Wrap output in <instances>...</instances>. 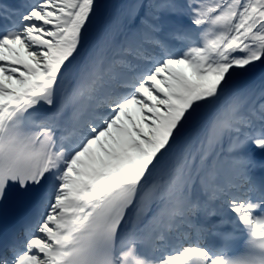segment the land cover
I'll use <instances>...</instances> for the list:
<instances>
[{
  "label": "snow or ice",
  "instance_id": "6c2138e0",
  "mask_svg": "<svg viewBox=\"0 0 264 264\" xmlns=\"http://www.w3.org/2000/svg\"><path fill=\"white\" fill-rule=\"evenodd\" d=\"M97 8L0 0V264H264V0Z\"/></svg>",
  "mask_w": 264,
  "mask_h": 264
},
{
  "label": "bare ground",
  "instance_id": "6f19581e",
  "mask_svg": "<svg viewBox=\"0 0 264 264\" xmlns=\"http://www.w3.org/2000/svg\"><path fill=\"white\" fill-rule=\"evenodd\" d=\"M120 8L121 6H118L115 9V13H110L109 11L104 13L103 10H101V12L97 10L96 15L93 17V23L89 25V36L95 37L99 33L103 25L109 23L116 17Z\"/></svg>",
  "mask_w": 264,
  "mask_h": 264
},
{
  "label": "rangeland",
  "instance_id": "374dc122",
  "mask_svg": "<svg viewBox=\"0 0 264 264\" xmlns=\"http://www.w3.org/2000/svg\"><path fill=\"white\" fill-rule=\"evenodd\" d=\"M99 0H97V3H98ZM101 1V0H100ZM127 0H110L109 1V12L110 13H113L115 12V9L118 7V6H122L124 3H126ZM99 3H98V8L97 10L101 12V10L103 9V6L102 7H99Z\"/></svg>",
  "mask_w": 264,
  "mask_h": 264
}]
</instances>
